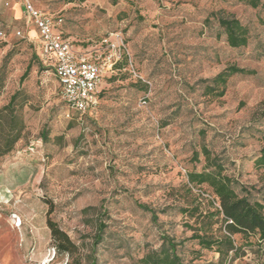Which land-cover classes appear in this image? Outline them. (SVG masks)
Masks as SVG:
<instances>
[{
  "label": "rangeland",
  "instance_id": "rangeland-1",
  "mask_svg": "<svg viewBox=\"0 0 264 264\" xmlns=\"http://www.w3.org/2000/svg\"><path fill=\"white\" fill-rule=\"evenodd\" d=\"M37 5L104 69L95 108H70L49 56L29 33L32 23L0 2V106L19 91L17 112L25 122L21 139L0 159V264L73 259L53 245L50 208L79 245L81 264H138L164 232L183 242L178 250L186 261L218 260L217 252L188 239L185 224L192 220L179 209L186 206L181 187L187 172L205 167L206 146L264 200V169L254 165L264 144V0ZM216 12L249 28L246 46L228 44ZM230 64L253 71L231 77L222 96L206 93L209 79ZM204 189L207 203V185L196 191ZM234 238L245 241L241 233ZM245 250L234 264H261L257 246Z\"/></svg>",
  "mask_w": 264,
  "mask_h": 264
},
{
  "label": "trees",
  "instance_id": "trees-1",
  "mask_svg": "<svg viewBox=\"0 0 264 264\" xmlns=\"http://www.w3.org/2000/svg\"><path fill=\"white\" fill-rule=\"evenodd\" d=\"M252 3L257 5L255 1ZM215 16L231 47L238 48L248 44L249 28L240 18L233 14L224 15L222 12H216ZM47 55L53 66L54 57ZM252 71L237 64H230L209 79L211 83L205 86V92H215L222 96L231 77ZM18 93L19 91L13 93L10 100L0 106V159L14 149L25 127L23 118L17 112ZM262 140L264 142V128ZM203 153L206 158L205 167L201 171L187 172V181L181 187L186 206H179V209L192 220V223L185 224L192 230L188 239L197 241L201 248L217 252L218 260L203 263L186 261L178 250L183 242H178L175 237L164 232L160 245L147 251L138 264H234L235 260L246 254V246H257L256 251H261L264 255V200L255 197L251 190L226 172L222 160L217 155H212L206 146L203 147ZM195 154L198 156V152ZM254 165L264 169V144L254 156ZM204 185L212 192V197L207 198V203L203 202L206 189L204 192L196 191V188H202ZM238 187L242 193L237 190ZM144 207L149 209L147 205ZM51 212L50 208L47 225L54 247L59 253L72 256L73 259L66 264H81L78 257L79 245L51 218ZM154 216L156 217V214ZM104 227L105 224H101L98 237H101ZM237 233L244 236L245 241L241 244L234 238ZM251 235L257 236V240H250ZM261 264H264V258Z\"/></svg>",
  "mask_w": 264,
  "mask_h": 264
},
{
  "label": "built area",
  "instance_id": "built-area-1",
  "mask_svg": "<svg viewBox=\"0 0 264 264\" xmlns=\"http://www.w3.org/2000/svg\"><path fill=\"white\" fill-rule=\"evenodd\" d=\"M21 2L28 21L38 30V38L44 53L54 57L55 75L66 102L70 108L80 113L93 110L99 99L103 61L85 50L76 48L58 28L55 17L39 8L37 0ZM18 34H22V31L19 30Z\"/></svg>",
  "mask_w": 264,
  "mask_h": 264
},
{
  "label": "crops",
  "instance_id": "crops-1",
  "mask_svg": "<svg viewBox=\"0 0 264 264\" xmlns=\"http://www.w3.org/2000/svg\"><path fill=\"white\" fill-rule=\"evenodd\" d=\"M0 2L3 3L4 5L11 6L14 17L23 18V17L27 16L21 0H0ZM26 20H27L26 21L27 24L30 25L28 19H26ZM32 25H33V27L31 28L29 33L31 35H37L38 36V30H37L36 26L33 23H32Z\"/></svg>",
  "mask_w": 264,
  "mask_h": 264
},
{
  "label": "bare ground",
  "instance_id": "bare-ground-1",
  "mask_svg": "<svg viewBox=\"0 0 264 264\" xmlns=\"http://www.w3.org/2000/svg\"><path fill=\"white\" fill-rule=\"evenodd\" d=\"M18 221H19V220H18ZM21 222H22V221L20 220L19 223H18V225H16V226H19Z\"/></svg>",
  "mask_w": 264,
  "mask_h": 264
}]
</instances>
